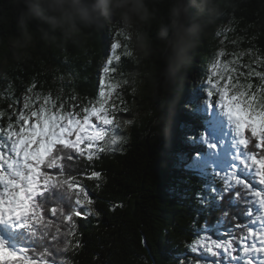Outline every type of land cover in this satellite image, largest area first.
Returning a JSON list of instances; mask_svg holds the SVG:
<instances>
[{
  "label": "trees",
  "instance_id": "1",
  "mask_svg": "<svg viewBox=\"0 0 264 264\" xmlns=\"http://www.w3.org/2000/svg\"><path fill=\"white\" fill-rule=\"evenodd\" d=\"M236 3V9L225 11L202 38L194 63L178 82L160 78L163 60L157 43L153 44L152 54L144 58L130 54L132 49L125 37L119 36L125 44L117 54L123 59L114 61L120 71L110 74L108 81L124 83L117 100L126 99L135 106L125 142L120 150L102 152L92 161L87 160V153L79 156L70 149L60 151L62 158L71 154V159L61 160L64 173H71L86 186L96 214L89 215L83 209L86 218L79 220L73 237L65 236L66 226L62 225L60 243L51 235L41 240L38 232L37 237H29L20 247L43 251L47 245L59 264H227L231 260L227 254L208 259L191 253V242L208 236L223 242L231 240L236 248L232 264H244L240 237L249 227L260 233L264 225L258 219V210L252 217L246 215L254 202L245 199L247 192L241 190L233 195L235 185L229 187L225 180L215 177L210 167L203 169L188 150L191 147L203 151L198 132L207 128L211 116L199 112L194 105L204 88L185 83L193 70L209 65L221 47L216 33L230 18L224 42L227 58L242 55L244 59L238 67L237 83L251 84V90L264 85V80L254 75L264 72L262 64H256L258 58H264V0ZM154 7L163 15L166 4ZM0 8L7 17L5 23H0L3 52L14 30L13 10L6 0H0ZM149 31L154 38L155 23ZM106 43L103 33H94L63 49L40 47L27 62L13 61L8 53L7 65L0 60V128L9 123L18 126L16 105L26 94L52 95L66 106L80 100L85 108L98 101V77ZM184 135L193 137L192 145ZM48 171L60 174L56 169ZM93 171L100 173L99 180L88 178ZM257 187L264 190V186ZM69 204L61 198L51 206ZM46 219L53 222L47 231L55 234L62 217L49 214ZM252 239L246 242L251 245Z\"/></svg>",
  "mask_w": 264,
  "mask_h": 264
},
{
  "label": "snow or ice",
  "instance_id": "2",
  "mask_svg": "<svg viewBox=\"0 0 264 264\" xmlns=\"http://www.w3.org/2000/svg\"><path fill=\"white\" fill-rule=\"evenodd\" d=\"M109 48L111 57L107 60L108 67L103 68L104 79L99 82L98 106L85 108L83 115L56 113L47 107L49 98L45 97V104L38 110L17 117L19 126L9 123L6 128H0V264H59L47 245L43 251L19 245L29 237H37L38 232L41 240L51 235L53 241L60 243L58 234L62 225L66 226L65 236L73 237L79 220L86 218L82 210L92 204V199L86 186L79 184L74 175H65L61 160L72 156L69 153L62 158L60 151L70 149L79 156L86 152L89 161L93 160L94 151H103L100 144L108 136V128L114 121L107 97L117 90L115 83L106 81L110 74L120 71L114 61L123 59L117 54L123 48L118 41H110ZM218 65L219 61L211 65L212 74L206 80L208 95L235 127L241 146L235 176L228 183L235 185L233 195L241 190L248 193L245 199L254 202L246 215L252 217L258 210V219L264 225V190L257 187L264 186V85L251 90V84H233L229 79L221 87L220 81L213 79L220 76ZM254 75L264 80V72L257 71ZM105 88L109 90L105 91ZM214 96L217 97L215 100ZM25 101L23 107L27 110L31 103L28 97ZM116 143L112 140L114 146ZM6 144L7 153L4 151ZM52 169L60 174H51L48 170ZM88 178L99 180L101 177L99 172L93 171ZM61 198L70 204L67 207L51 206ZM49 214L62 217L61 223L55 226V234L47 231L53 226V222L46 219ZM248 238L258 239L261 246L257 247L255 242L249 245ZM240 247L245 257L252 252L264 253V230L257 233L249 227L246 235L240 237ZM201 249L212 257L226 253L231 257L227 264L236 261L233 255L236 248L231 240L221 242L213 238L205 242L194 239L190 245L191 253L197 254ZM212 264L222 262L213 261ZM244 264H253V260L246 259ZM257 264H264V260H258Z\"/></svg>",
  "mask_w": 264,
  "mask_h": 264
},
{
  "label": "clouds",
  "instance_id": "3",
  "mask_svg": "<svg viewBox=\"0 0 264 264\" xmlns=\"http://www.w3.org/2000/svg\"><path fill=\"white\" fill-rule=\"evenodd\" d=\"M14 30L0 60L27 62L34 50L63 49L94 33L117 28L136 56L155 50L163 60L160 78L178 82L196 59L201 40L236 0H6ZM165 3L163 15L154 4ZM0 8V23L7 17ZM155 23V37L149 29ZM3 38L0 37V45ZM131 127V124L129 125Z\"/></svg>",
  "mask_w": 264,
  "mask_h": 264
},
{
  "label": "rangeland",
  "instance_id": "4",
  "mask_svg": "<svg viewBox=\"0 0 264 264\" xmlns=\"http://www.w3.org/2000/svg\"><path fill=\"white\" fill-rule=\"evenodd\" d=\"M229 19L219 27L216 37L218 38V43L221 44V47L217 49L215 55L209 61V65L205 66L204 69L199 67V70H193L189 77L185 79V83H193L197 86L203 87L204 89L201 90L200 95L201 98H196L194 101V105L197 106V110L200 112L208 113L211 118L209 119L208 123H204L207 125V128H200L198 135V141L203 148V151H198L197 149H193L188 147V150H191V154L196 157V162L199 166L206 169L210 167L212 170V174L215 177H219L225 180V183L229 186V181L233 179L235 176V164L239 157L240 153V144H239V137L237 136L235 127L227 120L221 110L217 107L214 101H211L208 95V86L206 84L207 78L212 74L211 65L219 61L218 71L220 76L214 77V80H219L221 83V87L224 84L229 82L231 79L233 84H238V67L242 65L243 56L235 55L231 58H227L226 51L224 49V42H225V33H227L229 28ZM122 36L117 28L109 27L105 32H103V37L106 40V55L102 59L100 73L98 77V95H99V82L101 79H104V72L103 68L108 67L107 60L111 57V51L109 48V43L111 42H119L122 46H124V40L120 38ZM126 40V38H124ZM120 51V50H118ZM130 54H134L133 50ZM225 58V59H224ZM256 64L264 67V58L260 57L256 60ZM106 83H115L117 85V90L112 92V94L107 97L108 107L111 110V115L114 119L113 126H109L108 128V136L106 139L100 144V148L103 151H94L93 156H98L102 152L107 151H114L120 150L121 145L125 142L126 134L130 130L129 125L132 122L131 117L136 114L135 106L129 105L124 100H117L118 94L120 91L124 90V83L118 81H106ZM109 89L105 88V91ZM123 96H125L123 94ZM25 97L29 98V102L31 103V107L29 109H24L23 105L26 102ZM25 97L21 98L20 101L16 105V113L19 116L21 113L27 115L33 110H38L39 107L45 104V97H48L47 107L56 113H60L63 111L64 113H73L78 115H83V110L85 107H82V103L80 100H76L75 102H69L67 106L63 102H58L55 96L47 95L42 97L41 95H33V94H26ZM217 97L214 96L213 99L215 100ZM92 106H98L97 101L91 102L86 108H90ZM182 105L180 104L179 107ZM19 126V124H18ZM113 131H117L115 135H113ZM184 137L191 142L193 141V137L190 135H184ZM192 137V138H191ZM112 140H116L117 143L114 146L112 144ZM190 145V144H189ZM5 153L8 152V146L4 148ZM86 153V152H85ZM184 168V163L181 164ZM233 186V185H231ZM230 187V186H229ZM84 210L89 213V215H95L96 212L93 209L92 204L86 205ZM264 229V227H263ZM205 242H210L211 239L208 236H204L202 238ZM223 242L222 240H219ZM252 243L255 242L257 247H260V242L258 239L255 241H251ZM226 253L221 252V255H225ZM255 254V257L252 255ZM197 255L207 256L208 259H212L213 257L204 252L202 249L199 250ZM246 259H252L254 262L253 264H257L258 260H264V253H249Z\"/></svg>",
  "mask_w": 264,
  "mask_h": 264
},
{
  "label": "bare ground",
  "instance_id": "5",
  "mask_svg": "<svg viewBox=\"0 0 264 264\" xmlns=\"http://www.w3.org/2000/svg\"><path fill=\"white\" fill-rule=\"evenodd\" d=\"M252 256L255 257V254H253Z\"/></svg>",
  "mask_w": 264,
  "mask_h": 264
}]
</instances>
